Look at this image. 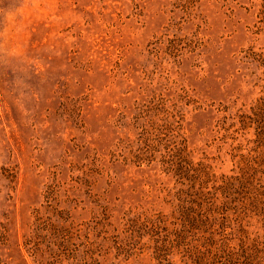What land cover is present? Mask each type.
Here are the masks:
<instances>
[{"label": "rangeland", "instance_id": "rangeland-1", "mask_svg": "<svg viewBox=\"0 0 264 264\" xmlns=\"http://www.w3.org/2000/svg\"><path fill=\"white\" fill-rule=\"evenodd\" d=\"M263 95L264 0H0V264H264Z\"/></svg>", "mask_w": 264, "mask_h": 264}, {"label": "trees", "instance_id": "trees-1", "mask_svg": "<svg viewBox=\"0 0 264 264\" xmlns=\"http://www.w3.org/2000/svg\"><path fill=\"white\" fill-rule=\"evenodd\" d=\"M246 125L252 126L255 124L257 130V141L264 147V95L260 97L257 103L252 107V113L245 114L242 116ZM164 166L168 170L174 171L173 163L171 161H166ZM181 171V177L189 180V190L187 193L188 199L184 203L187 205L189 202L198 206V214L200 220L204 225H224L221 223V220L225 221L227 219V211H222L220 205V198L217 196V191H210L208 187L205 186L211 178L203 179L200 175L191 174L189 175L188 169L179 170ZM189 177V178H188ZM241 179V178H240ZM199 180L198 182H196ZM224 185H230V181L223 180ZM217 182V179H214L212 183ZM196 184H199L197 187ZM215 188V187H214ZM217 190V187L215 188ZM225 195V194H224ZM192 206H188L186 210L190 209L192 211ZM213 230L216 231V228L213 227ZM215 249L217 255L221 258L222 261L217 263L223 264L225 259V264H241L239 263V254L235 250V246L230 243L229 239L223 240L222 242L216 243Z\"/></svg>", "mask_w": 264, "mask_h": 264}]
</instances>
